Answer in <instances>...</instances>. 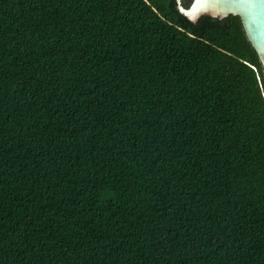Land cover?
Wrapping results in <instances>:
<instances>
[{"label":"trees","instance_id":"trees-1","mask_svg":"<svg viewBox=\"0 0 264 264\" xmlns=\"http://www.w3.org/2000/svg\"><path fill=\"white\" fill-rule=\"evenodd\" d=\"M262 84L239 15L0 0V264H264Z\"/></svg>","mask_w":264,"mask_h":264},{"label":"water","instance_id":"water-1","mask_svg":"<svg viewBox=\"0 0 264 264\" xmlns=\"http://www.w3.org/2000/svg\"><path fill=\"white\" fill-rule=\"evenodd\" d=\"M183 5V0H180V6ZM251 6L254 11L250 13L241 9L236 3V0H208L207 5H205L206 10L198 11L191 16H187L196 21L204 14L219 18H224L229 15H239L246 34L257 50L264 66V0H252Z\"/></svg>","mask_w":264,"mask_h":264},{"label":"snow or ice","instance_id":"snow-or-ice-1","mask_svg":"<svg viewBox=\"0 0 264 264\" xmlns=\"http://www.w3.org/2000/svg\"><path fill=\"white\" fill-rule=\"evenodd\" d=\"M173 6L179 7V11L184 13L185 15L191 16L193 13L198 11L206 10L205 5H207L208 0H184V5L180 6V0H172ZM238 6L247 11L253 12L254 9L252 8V0H236ZM167 15V13H166ZM245 65L248 64V61H244ZM261 89H264V84L261 85ZM260 95L264 97V90H260Z\"/></svg>","mask_w":264,"mask_h":264}]
</instances>
